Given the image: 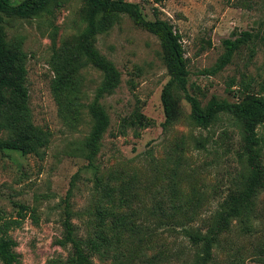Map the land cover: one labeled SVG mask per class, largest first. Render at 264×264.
Returning a JSON list of instances; mask_svg holds the SVG:
<instances>
[{
	"label": "rangeland",
	"instance_id": "374dc122",
	"mask_svg": "<svg viewBox=\"0 0 264 264\" xmlns=\"http://www.w3.org/2000/svg\"><path fill=\"white\" fill-rule=\"evenodd\" d=\"M126 1L137 4L146 20L158 18L174 27L185 53L188 93L202 107L212 97L245 104L264 98V0ZM86 14L83 0H60L31 20L5 21L10 47L25 58L28 102L23 120L25 128L29 122L33 129L29 143L45 139L29 155L0 150V215L15 218L22 205L38 216V224L27 215L9 232L16 243L17 264L66 260L67 251L54 243L62 232L68 193L80 236L95 234L100 211L126 215L139 230L138 238L117 251L95 255L93 264H193L194 250L182 229L205 225L241 178L240 129L227 117L207 129L197 127L176 86L175 120L164 125L160 94L169 76L162 48L154 35L120 15L95 38V48L114 64L121 80L101 101L110 124L99 153L88 162L83 142L92 126L89 106L103 74L86 63L79 50ZM241 32L259 33L260 39L241 46L217 69L226 53L223 42L234 41ZM135 112L147 124L123 126ZM14 117L8 110L10 129L1 131L2 139L14 137L21 124L13 125ZM257 131L264 167V126ZM123 195L128 206L118 203ZM173 205L180 208L172 218L156 216L158 206L171 213ZM110 220L105 219L107 225ZM213 252L211 264H264V190L257 194L247 226L234 223Z\"/></svg>",
	"mask_w": 264,
	"mask_h": 264
},
{
	"label": "trees",
	"instance_id": "16d2710c",
	"mask_svg": "<svg viewBox=\"0 0 264 264\" xmlns=\"http://www.w3.org/2000/svg\"><path fill=\"white\" fill-rule=\"evenodd\" d=\"M87 6V26L81 33L78 41L79 50L86 63L103 74V81L95 92L94 100L89 106V115L92 126L83 142L85 159L91 162L100 151L103 136L109 127V115L101 103L108 95L113 94L120 85V73L114 64L102 56L95 48L96 35L102 32L105 24L114 22L120 15H126L133 23L148 33L154 35L162 48L163 60L169 80L162 87L160 102L164 114V125H171L175 120L177 102L173 97L172 88L178 87L184 95V100L190 106V119L200 128L207 129L222 117L235 123L241 132L242 173L241 178L218 204L217 209L208 218L205 225L198 228H184L183 236L187 238L194 252L193 264H211L213 251L220 245V237L232 230L234 223L247 226L253 218L255 199L259 191L264 190V167L260 163L262 154V138L257 129L264 126V98L258 97L245 104L219 101L215 97L202 107L201 102L188 93V70L184 58L180 36L174 27L161 19L146 20L137 4L126 0H83ZM60 0H23L17 5H11L10 0H0V150L20 152L22 155L36 153L38 147L45 140L42 137L37 143H29V134L32 127L25 128L27 118L28 92L25 88L27 71L25 58L18 51L10 47L5 33V21L8 19L31 20L38 17L52 6H58ZM260 39L259 33L241 32L234 41L226 40L223 45L226 53L217 65V69L224 67L233 53L241 46L253 44ZM15 114L13 125H19L14 130V137L1 138L3 129H10L6 120L7 111ZM12 116V115H11ZM146 118L135 112L130 119L123 120V126H144ZM25 128V129H24ZM22 130V131H21ZM21 131V132H20ZM20 132V133H19ZM39 143V144H40ZM202 146V145H201ZM171 194L174 189L171 188ZM69 193L64 201L63 217L61 220L62 232L55 245L67 251V258L62 264H93V257L111 250L117 251L124 242H132L138 238L139 230L126 215L115 216L114 213L100 211L97 214V231L91 237H82L78 234L76 225L72 222L73 213L69 207ZM128 197H119L120 206H128ZM179 206L173 205L171 213L161 206L157 207L159 218L170 219L179 211ZM27 215L38 224V216L34 209L19 206L15 218L6 219L0 215V263L17 264L18 255L15 253V241L9 235L13 228H18ZM110 217L107 225L105 219ZM139 239H141L139 237ZM61 263L60 261H56ZM55 260L50 264H57Z\"/></svg>",
	"mask_w": 264,
	"mask_h": 264
}]
</instances>
